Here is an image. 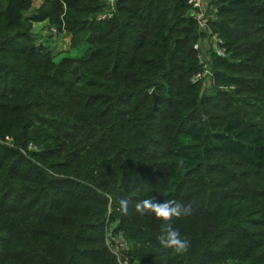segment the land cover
Wrapping results in <instances>:
<instances>
[{
    "label": "trees",
    "instance_id": "1",
    "mask_svg": "<svg viewBox=\"0 0 264 264\" xmlns=\"http://www.w3.org/2000/svg\"><path fill=\"white\" fill-rule=\"evenodd\" d=\"M33 5L0 0V264H264V0H213L210 94L189 0ZM44 21L65 56L35 42ZM170 199L192 214L136 210Z\"/></svg>",
    "mask_w": 264,
    "mask_h": 264
},
{
    "label": "rangeland",
    "instance_id": "2",
    "mask_svg": "<svg viewBox=\"0 0 264 264\" xmlns=\"http://www.w3.org/2000/svg\"><path fill=\"white\" fill-rule=\"evenodd\" d=\"M44 0H34V5L30 11L26 14L29 16L37 10L38 6ZM213 0H202V7L197 11L191 8V14L199 21L203 23V29L208 31L207 36L200 40L198 43V50L200 54L201 62L205 63L204 72L202 73V78L206 83L205 93L210 94L214 90L215 82H216V69L211 65V53L212 51H216L219 47L218 41L219 37L213 35L207 25V20H216V15L214 13V7L212 6ZM107 9L109 12L115 9L116 0L109 3L106 0ZM33 34L35 37V42L37 44L44 43L53 50L55 54L63 57L68 53L71 49V36L66 31L61 32L56 26L52 27V25L48 21L34 23L33 25ZM155 98H157V94L153 93ZM122 233H118L113 238L108 240L109 246L116 252L121 251V246L118 244ZM119 245V246H118Z\"/></svg>",
    "mask_w": 264,
    "mask_h": 264
},
{
    "label": "clouds",
    "instance_id": "3",
    "mask_svg": "<svg viewBox=\"0 0 264 264\" xmlns=\"http://www.w3.org/2000/svg\"><path fill=\"white\" fill-rule=\"evenodd\" d=\"M120 210L123 213L128 211V201H120ZM136 210L144 214L146 210L152 211L157 217L167 221L172 217L188 216L192 214L193 207L191 204H183L176 200H167L164 202H156L154 200L142 201L136 204ZM159 243L165 248H171L177 253H183L188 248V241L182 237L178 229L171 224H166L161 235L158 237Z\"/></svg>",
    "mask_w": 264,
    "mask_h": 264
},
{
    "label": "built area",
    "instance_id": "4",
    "mask_svg": "<svg viewBox=\"0 0 264 264\" xmlns=\"http://www.w3.org/2000/svg\"><path fill=\"white\" fill-rule=\"evenodd\" d=\"M113 1H115V0H108L109 3L113 2ZM189 2L192 5V8L194 10H196V11L202 7V0H189ZM108 15H110V12L104 14L103 17H107ZM200 23L203 26V23L202 22H200ZM196 48L198 49V44L196 45ZM216 51L220 55L225 56V50L223 48H218ZM118 244L122 245L121 248H120L121 249L120 252H117V251L115 252L110 246L109 247L118 256V258L121 260V256L123 255L122 253H123L124 250L128 249L129 244H128V241L125 239V237L123 235H121L120 240L118 241ZM121 262H122V264H130V262L128 260H124V261H121Z\"/></svg>",
    "mask_w": 264,
    "mask_h": 264
}]
</instances>
